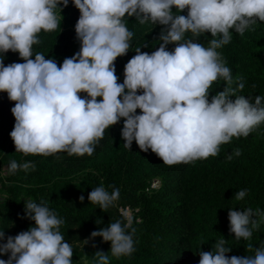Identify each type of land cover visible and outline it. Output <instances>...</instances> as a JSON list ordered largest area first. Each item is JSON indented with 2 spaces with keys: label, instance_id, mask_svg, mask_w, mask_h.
I'll return each instance as SVG.
<instances>
[{
  "label": "trees",
  "instance_id": "trees-1",
  "mask_svg": "<svg viewBox=\"0 0 264 264\" xmlns=\"http://www.w3.org/2000/svg\"><path fill=\"white\" fill-rule=\"evenodd\" d=\"M228 1L0 0V264H264L261 0L242 1L216 73L192 85V42ZM153 60L170 85L155 105ZM74 108L116 129L96 144L70 133Z\"/></svg>",
  "mask_w": 264,
  "mask_h": 264
},
{
  "label": "rangeland",
  "instance_id": "rangeland-1",
  "mask_svg": "<svg viewBox=\"0 0 264 264\" xmlns=\"http://www.w3.org/2000/svg\"><path fill=\"white\" fill-rule=\"evenodd\" d=\"M243 0H229L227 3V6L217 15L212 16L210 21L206 23L208 25L209 23H214V28H209L206 31H200L201 35H199L198 40H194L192 42L193 47H190L191 50H198L199 52L204 54V57L201 55L198 56V67H197V73L194 76L192 80V85L198 86L201 84V82H207L208 77L211 74L216 73V66H217V59H218V50H220V47L223 45V33L224 28L226 26H232V21L238 11L240 10V6L242 4ZM264 3V0H261L260 4L262 5ZM176 1H173L171 3H168L166 1L163 2L158 7V10L155 12L153 17L148 22L147 29H154L157 25L162 24L164 19L167 18V15L172 10V8L175 6ZM129 5L128 2H124V6ZM198 8H199V2H196L191 7V17L194 19L197 18L198 15ZM74 17H77L74 16ZM108 27L111 25V21H107ZM256 27L258 25H254L247 29V31L244 34V43H247L249 38L252 35H255L256 33ZM133 39V37H132ZM120 54L123 58L127 57L130 50H131V44L129 40H124L119 42L118 44ZM157 67V62L153 60L149 65L146 67V74L150 75V80L148 83V86L144 87L143 92L150 96V99L147 100V103L149 101L151 103H154V105L157 103V98L161 96H166L169 91V84H166V78L165 80L161 78L158 81H154L155 78L151 76V71L154 70ZM164 76V75H163ZM122 86H125V88L130 89L131 88V80L126 77V70L124 69L121 75V81ZM102 88H105V90H108L109 88H112L110 85H106V83L101 81ZM74 125L69 130L70 133L73 134H82L87 137L89 141H94L96 144L97 141L101 140L104 136L109 134L111 131L116 129V125L109 126L108 128H102L96 120V115L94 113L93 117L91 119L86 120L85 119V111L81 108H74ZM188 136L189 133L183 134L179 138V142L181 144H185L188 142ZM94 147V144H93ZM29 162L25 159L21 161V165L19 166L18 173L16 174V179H22L27 174V171L25 170V166L28 165ZM0 177L3 179L4 184H7V178L9 177L8 168L5 164H0ZM153 188L159 187V178L153 179ZM5 197L4 188L0 186V198ZM124 214L127 218L130 217V212L128 210L124 211Z\"/></svg>",
  "mask_w": 264,
  "mask_h": 264
},
{
  "label": "water",
  "instance_id": "water-1",
  "mask_svg": "<svg viewBox=\"0 0 264 264\" xmlns=\"http://www.w3.org/2000/svg\"><path fill=\"white\" fill-rule=\"evenodd\" d=\"M165 78H166V73H164V76H163V79L165 80Z\"/></svg>",
  "mask_w": 264,
  "mask_h": 264
}]
</instances>
